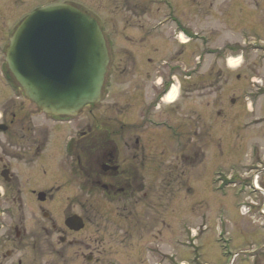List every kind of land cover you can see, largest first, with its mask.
Masks as SVG:
<instances>
[{
  "label": "rangeland",
  "instance_id": "rangeland-1",
  "mask_svg": "<svg viewBox=\"0 0 264 264\" xmlns=\"http://www.w3.org/2000/svg\"><path fill=\"white\" fill-rule=\"evenodd\" d=\"M44 1L25 0L18 10L12 6L10 0H2L1 7L5 8L3 12L0 10V37L5 38L7 27L20 13ZM77 1L88 11L93 7L103 9L111 16L110 20L116 24L115 28L122 31V17L112 14L115 10L114 0ZM170 1L176 3L177 14L184 22L190 24L193 32L206 33V43L203 40L200 42L196 37L190 43L186 58L187 67L196 65V55H204L205 47L214 49L207 51L205 62L192 71L191 79L183 86L181 97L175 103H165L166 105L156 112L158 120H168L171 126H179L180 130H176L178 133L182 132L181 136L172 135L168 128L162 125L153 128V132L150 130L146 137L147 147L155 148V158L151 163L173 162L176 165L175 170L178 171L174 182L156 180L155 187L145 188V191L153 196L137 205L140 214L137 225L141 228L136 234L127 236L125 241H122V233L119 232L115 236L117 240L113 239L106 245L103 242L100 256L95 254V258H100V262L96 264H168V254L147 250L146 245L155 241L159 244L161 252H171L174 255L173 264H264V216L255 209L250 211V187L245 185L246 176L241 175L242 172H248L245 170L246 165L241 163H248L250 148L264 147L263 124L247 128L250 118L264 117V87H253L251 83V78L253 81L264 82V0ZM163 10L165 8L162 6L160 12ZM165 39L164 31H161V43L166 45ZM123 44L127 48L130 46L125 42ZM7 45L8 43L0 42V89L4 91L1 67L5 64ZM173 47V44L166 47L163 45L159 59L145 62L142 67L144 73L136 75V82L135 74L115 77L111 81L110 96L92 108L93 114L91 115L89 107H86L76 117L84 122V128L89 127L90 123L93 124L94 118H97L99 122H107L112 126L118 135L117 140H121L122 133L132 145L136 139V126L140 124L136 101L140 98L145 101L150 98L152 84L156 86V63L165 58L167 51L170 52ZM238 52L242 57L235 54ZM232 54L238 58L237 64L240 67L232 68L226 63L225 59L233 57ZM184 61V58L181 59V63ZM133 65L129 58L117 60L115 70L118 69L115 74L124 66H129L132 74ZM159 74L163 79L168 77L162 68ZM135 83L139 84L138 90H135ZM124 92L133 96L130 104L125 107L119 100ZM4 94L9 95L7 91ZM249 99L255 111L250 103V110L248 109ZM57 134L60 137L54 138V142L48 144L49 148L46 150L48 155L53 153L52 157L60 154L66 137L75 135V132L66 127L61 131L55 130L54 137ZM78 137L80 144L84 143L85 138ZM165 150L167 154L161 158L160 154ZM184 151L191 152V162L186 165L182 160H178L176 155ZM64 161L66 162L65 159ZM15 162L13 161L12 167L18 178H36L37 185L41 184L39 187L44 188L54 180L59 184L67 182L63 171L54 165L55 159H44L42 164L48 165L46 174L42 172L41 163L36 165L37 170L31 171L24 166L23 160ZM182 168L185 170L180 171ZM162 174L165 178L168 175L167 171ZM238 176L242 177V180H239ZM79 181H75L72 187L65 188L63 193L88 194V188L77 186ZM30 186L32 185L27 184L23 189L26 190ZM258 202L262 204V201ZM97 204L105 214L106 226H111L113 231H116L118 226H128L132 221L131 218L124 219V215H121V211L117 210L113 203L108 204L98 198ZM158 204L161 211L158 227L161 231L156 239L151 231V222L156 211L153 207ZM26 221L29 226L35 225L29 216ZM88 233L89 230L85 232L86 235ZM254 252H257L256 256ZM254 256L256 263L253 261ZM29 257L33 258L32 251ZM43 259L47 264H59L55 255H48ZM79 264L88 263L85 259H80Z\"/></svg>",
  "mask_w": 264,
  "mask_h": 264
},
{
  "label": "flooded vegetation",
  "instance_id": "flooded-vegetation-1",
  "mask_svg": "<svg viewBox=\"0 0 264 264\" xmlns=\"http://www.w3.org/2000/svg\"><path fill=\"white\" fill-rule=\"evenodd\" d=\"M24 1L10 0V3L19 10ZM114 1L115 10L112 14L122 17L123 32L115 28L116 24L110 20L111 16L103 9L93 7L89 11L103 29L110 58L101 101L97 104L110 96L111 81L115 77L134 74L138 76L144 73L142 67L145 62L159 59L163 45L165 47L174 45L170 52L167 51V56L156 63L157 73L154 74L156 86L152 84L150 98L146 101L142 98L136 101L140 124L136 126L137 133L134 134L136 139L132 145L122 133L121 140H117L118 135L112 126L107 122H99L97 118H94L93 124L90 123L89 127L84 128V122L78 118L56 117L44 113L24 95L21 86L7 67H1V79L9 95L6 96L5 91L0 89V99L3 98L0 109V264H47L43 258L48 255L57 256L59 264H79L80 259H85L88 264L99 263L100 258H95V254L100 256L103 242L106 245L113 239L117 240L115 236L119 232L122 233V241H125L127 236L136 234L141 228L137 225L140 217L137 205L153 196H150L145 188L155 187L156 180H168L171 183L175 180L178 170H175L176 165L173 162H150L155 158V148L147 147L146 137L150 130L162 125L167 127L172 135L182 134L181 131L178 133L179 126H171L168 120H158L156 112L166 105L165 95L173 84L177 82L180 84L179 93L172 102L175 103L182 95L184 84L191 79V67H187L186 64L192 34L190 24L181 19L177 14L178 8H175L176 3L170 0ZM53 2H65L85 9L77 0H45L14 18L7 27L5 38L0 37V42L9 43L15 28L29 13ZM1 5L2 0L0 7ZM162 6L165 10L161 13ZM4 8L1 7L0 10ZM161 31H164L166 36L164 40L166 45L161 43ZM124 42L130 46L127 48ZM123 58L133 61L132 74L129 66H124L115 74L118 69L115 70V63ZM183 58L185 61L181 63ZM160 68L168 74L165 79L159 74ZM135 87V90H138L139 84L135 83ZM128 93L124 92L120 96L119 100L123 107L132 101L133 96ZM97 104L86 106L89 107L91 115L94 111L92 108ZM261 124L264 126V117L250 118L247 128ZM66 127L73 129L75 135L66 137L60 154L53 157V153L48 155L46 152L48 144L54 142V138L60 137L58 134L54 137L55 130L61 131ZM78 136L85 138L84 143L80 144ZM180 153L176 154L178 160H182L185 165L191 162V152L184 151L181 155ZM166 154L165 150L161 152L160 157L164 158ZM47 158L55 159L54 165L63 171L66 183L59 184L54 180L43 188L39 187L41 184L37 185L36 178L21 180L13 172V161L23 160L24 166L33 171L37 170L35 167L38 163L42 164ZM241 164H245V170L248 171L247 174L242 172L241 175L246 176L245 185L250 187L248 193L250 211L255 209L264 216V147L250 148L248 163ZM42 166V172L46 174L48 165ZM183 170L185 169H180ZM164 171L168 174L166 178L162 174ZM238 179L242 180V177L238 176ZM78 180L80 184L77 186L88 188V194L63 193L65 188L72 187ZM27 184L33 187L23 189ZM98 198L108 204L113 203L112 205L121 211V215H124V219H132L130 224L118 226L116 231H113L111 226H106L105 214L97 204ZM258 201H262L263 205ZM159 208L160 204L153 207L156 211L151 222V231L156 239L161 231L158 227L161 214ZM28 216L34 220V226L28 225L26 221ZM73 216L77 217L78 224H83L82 228L71 227L69 219ZM262 224L264 226V223ZM87 230L89 233L86 235ZM98 234L103 236L99 237ZM146 247L148 251L168 254L166 258L168 264L174 263V255L171 252H161L156 241L148 243ZM31 251L33 258L29 257ZM16 256L18 258H15Z\"/></svg>",
  "mask_w": 264,
  "mask_h": 264
},
{
  "label": "water",
  "instance_id": "water-1",
  "mask_svg": "<svg viewBox=\"0 0 264 264\" xmlns=\"http://www.w3.org/2000/svg\"><path fill=\"white\" fill-rule=\"evenodd\" d=\"M5 60L39 109L71 117L100 101L110 62L97 20L66 3H51L28 15L11 37ZM69 223L83 227L74 216Z\"/></svg>",
  "mask_w": 264,
  "mask_h": 264
},
{
  "label": "bare ground",
  "instance_id": "bare-ground-1",
  "mask_svg": "<svg viewBox=\"0 0 264 264\" xmlns=\"http://www.w3.org/2000/svg\"><path fill=\"white\" fill-rule=\"evenodd\" d=\"M237 61H238V60L235 59V58H230V59H229V62H230L229 66L232 67V68H236V67H238L239 64H237ZM176 95H177V89H176V88H173V89L169 92V94L167 95L166 100L172 102V101L175 100Z\"/></svg>",
  "mask_w": 264,
  "mask_h": 264
}]
</instances>
